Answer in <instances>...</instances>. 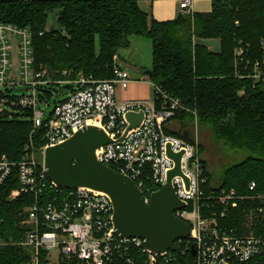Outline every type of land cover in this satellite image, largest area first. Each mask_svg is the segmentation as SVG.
Listing matches in <instances>:
<instances>
[{
  "label": "trees",
  "instance_id": "16d2710c",
  "mask_svg": "<svg viewBox=\"0 0 264 264\" xmlns=\"http://www.w3.org/2000/svg\"><path fill=\"white\" fill-rule=\"evenodd\" d=\"M212 1L210 12L180 13L173 20L158 21L140 8L139 0H0V22L29 28L36 61L57 79L64 78V70L72 78L84 74L110 79L115 65L121 66L120 50L130 48L136 38L149 39L153 63L145 69L148 78L185 106L176 111L173 120L180 119L182 128L197 122L212 132L219 145L248 152L225 167L217 185L203 160L206 193L226 188L245 197L237 208L226 210L225 217L219 216L220 225L248 229L243 221L246 212L254 209L257 218L251 221L252 229L264 237V82L250 76L256 68L264 73V0ZM55 11L58 27L48 28L49 15ZM204 39H219L220 50H211ZM154 100L161 107L163 100L156 88ZM32 129L28 113L1 119V152L19 160ZM169 132L188 139L176 130ZM252 181L254 191L249 189ZM145 183L151 185L150 180ZM19 186L14 166L0 184V238L6 241L0 245V264H27L31 255L30 249L15 242L30 226L24 223L28 217L25 208L35 202V194L11 198V191ZM181 247L184 249L183 244ZM183 257L195 264L191 250ZM39 264H52L45 251L39 255ZM58 264L84 263L76 257H61ZM106 264L145 263L134 248L125 256L114 255ZM169 264L183 263L174 255ZM237 264H264V252Z\"/></svg>",
  "mask_w": 264,
  "mask_h": 264
},
{
  "label": "built area",
  "instance_id": "2783aa9c",
  "mask_svg": "<svg viewBox=\"0 0 264 264\" xmlns=\"http://www.w3.org/2000/svg\"><path fill=\"white\" fill-rule=\"evenodd\" d=\"M179 8L183 14L194 12L192 0H180ZM62 73L64 78L57 79L36 61L29 28L0 22V120L28 113L33 121L30 139L19 160L9 159L0 150V184L14 166L18 169L20 186L11 191L10 197L35 194V202L26 209L24 223L30 226L15 242L30 249L27 264H39L41 251L49 257L54 249L59 259L76 257L84 264H106L114 255L125 256L134 248H138L145 264H169L174 255L177 257L171 250L158 253L143 247L142 238L117 235L114 206L107 193L88 187H62L47 175L46 149L65 142L93 122H98L97 126L113 139L97 149V159L135 180L146 203L167 183L169 172L176 166L168 148L174 153L182 152V174L172 179L178 197L185 203L175 214L191 226L190 235L175 242L180 247L183 244L182 255L187 250L195 251V264H237L264 252V237L252 231L251 221L244 230L220 225L219 216L225 217L226 210L237 208L243 196L235 189L210 193L204 190L208 179L198 144L169 132L176 111L185 109L178 98L155 87L163 100L161 107L155 100L119 102L117 84L132 78L120 65H115L110 79L84 74L72 78L68 70ZM250 76L264 82V73L257 68ZM18 87L25 91L17 92ZM48 92L55 98L52 110L44 108L52 99ZM129 111H143V119L119 140L129 125ZM145 180H150L151 185H146ZM249 189H256L254 181ZM5 243L0 238V245Z\"/></svg>",
  "mask_w": 264,
  "mask_h": 264
},
{
  "label": "water",
  "instance_id": "95a60500",
  "mask_svg": "<svg viewBox=\"0 0 264 264\" xmlns=\"http://www.w3.org/2000/svg\"><path fill=\"white\" fill-rule=\"evenodd\" d=\"M143 116V111H129L126 114L129 125L119 140H123L130 129L139 126ZM184 134L188 135L187 132ZM112 141L103 128L95 124L84 126L65 142L46 149L47 175L62 187H88L107 193L114 206L117 235L142 238L143 247L158 253L171 250L183 264H190L184 259L181 247L175 244L178 239L187 238L191 231L190 224L175 214L176 210L185 207L172 182L175 175L182 174V152L174 153L168 148L176 166L169 172L167 183L153 192L146 203L135 180L97 159V149Z\"/></svg>",
  "mask_w": 264,
  "mask_h": 264
},
{
  "label": "rangeland",
  "instance_id": "374dc122",
  "mask_svg": "<svg viewBox=\"0 0 264 264\" xmlns=\"http://www.w3.org/2000/svg\"><path fill=\"white\" fill-rule=\"evenodd\" d=\"M56 18H57V12H51L49 15L47 27L48 28H57L58 25L56 24ZM140 39V41H139ZM213 44L216 49H219V45H216V43ZM120 53L123 58H125L126 61L134 63L142 68L143 71L145 69L150 68L153 63V53H152V45L149 39L144 37H139L138 40L134 41V44L131 48H122L120 50ZM142 71V72H143ZM131 77L138 78V74L133 72V70L130 72ZM142 75V73H141ZM142 77V76H141ZM141 89H144V92L146 94V98L151 99L154 96V88L152 85L146 83V85L142 86ZM17 92H23L25 91L24 88L18 87L15 89ZM117 95V90H116ZM54 97L50 101V106L44 105V108H48V110H52L54 106ZM173 125H175L177 128L174 129L177 132L185 133L188 132L187 137L194 142L198 144L199 147V153L203 157L204 162L207 165V169L211 173L212 177V183L214 185H217L222 176V172L228 165L238 162L245 158L248 155V152L246 150H239V151H230L226 147L219 145L216 140L213 138L212 132L209 129L206 128H200L197 125V122H189L188 125L184 128H182L183 124L180 119L173 120ZM201 149H203L201 151ZM245 198L244 196L242 199ZM262 198V196H261ZM241 200V199H240ZM27 207L25 208L26 211ZM262 213L263 211L257 212ZM245 222L246 224H250V221L253 220L254 217L257 218V215L254 211V209H249L246 212ZM243 226V225H242ZM255 234V230L253 228L252 230ZM48 260L52 264H58L59 257L57 255V251L54 249L50 252V256L48 257Z\"/></svg>",
  "mask_w": 264,
  "mask_h": 264
},
{
  "label": "crops",
  "instance_id": "0c3cea01",
  "mask_svg": "<svg viewBox=\"0 0 264 264\" xmlns=\"http://www.w3.org/2000/svg\"><path fill=\"white\" fill-rule=\"evenodd\" d=\"M138 3L140 8L144 12L149 14L150 18L156 19L158 21L173 20L181 13L179 8L180 0H139ZM212 3V0H192V9L194 12H210L212 10ZM135 40H138V38H136ZM202 42L215 52H218L220 50L221 45L219 39H204ZM209 42L216 43V45H219V49L214 48L215 46L213 44L210 45ZM118 59L123 69L128 70L130 72L133 70V72L138 74V78L132 77L129 81H121L117 84L116 96L118 101L122 103L130 100L139 99L146 100L148 102H154V96L151 99L146 98L144 89H141L142 86L148 83L153 86L155 95V84L148 78L146 72L143 71L140 66L126 61L125 58L122 57L121 53ZM173 122L174 121L172 120L170 126L174 130L177 127L173 125Z\"/></svg>",
  "mask_w": 264,
  "mask_h": 264
},
{
  "label": "bare ground",
  "instance_id": "6f19581e",
  "mask_svg": "<svg viewBox=\"0 0 264 264\" xmlns=\"http://www.w3.org/2000/svg\"><path fill=\"white\" fill-rule=\"evenodd\" d=\"M93 124H96V125H98V122H93Z\"/></svg>",
  "mask_w": 264,
  "mask_h": 264
}]
</instances>
